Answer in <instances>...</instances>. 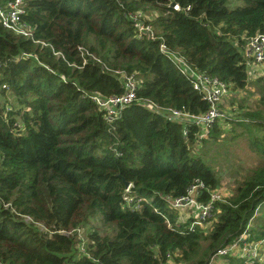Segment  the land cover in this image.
Listing matches in <instances>:
<instances>
[{
  "label": "trees",
  "instance_id": "1",
  "mask_svg": "<svg viewBox=\"0 0 264 264\" xmlns=\"http://www.w3.org/2000/svg\"><path fill=\"white\" fill-rule=\"evenodd\" d=\"M234 1L25 0L31 36L0 25V96L12 97L0 100V264H205L245 229L247 239L264 236V76L249 78L243 56L247 38L264 34V0ZM131 12L145 15L154 39L136 36ZM161 44L228 91L257 86L253 110L236 100L239 115L224 114L199 140L196 125L137 101L106 121L91 94L123 88L104 66L133 73L138 99L206 111ZM79 47L100 61L83 63ZM227 125L258 162L215 203L206 228L192 226L167 198L196 179L217 189L218 174L194 150ZM123 181L139 209L125 205ZM78 226L87 228L83 253L59 232Z\"/></svg>",
  "mask_w": 264,
  "mask_h": 264
},
{
  "label": "built area",
  "instance_id": "2",
  "mask_svg": "<svg viewBox=\"0 0 264 264\" xmlns=\"http://www.w3.org/2000/svg\"><path fill=\"white\" fill-rule=\"evenodd\" d=\"M25 0H0V25L11 30L17 35L25 37L31 36V27L22 18L24 13L23 3ZM173 8L178 9L177 5ZM144 14L141 12H131L129 17L133 27L136 30V36H145L154 39L151 26L144 22ZM160 48L169 57L172 58L178 69L186 74L190 80L192 88L198 91L208 103L206 111L194 114L185 109H177L173 107L159 106L150 99H138L136 95L137 80L133 73L127 74L121 70H110L104 66L107 71L118 75L122 83L123 92L120 94L103 97L99 93L91 94V100L96 104L103 113V118L108 122H113L121 116V111L130 103L137 101L155 112L161 113L166 118L173 119L183 124H194L199 127L200 134L198 140L207 135L208 130L213 124L220 120L224 113L221 108L222 99L228 92V85L217 77L210 76L201 72L187 63L181 56L169 51L163 44ZM83 63H86V56H90L93 60L100 61L88 51L79 47ZM244 62L246 72L249 78L256 76H264V34L257 33L245 42L243 49ZM188 134L187 128L184 127V137ZM196 148V145H195ZM206 193V199H198L202 193ZM131 184L125 189L123 201L125 205L137 210L140 208V200L133 195ZM169 206L175 210H194L197 212V218L191 220L192 226H201L207 218L212 216L215 210V203L221 200V196L217 189L207 188L203 181L196 179L189 186L186 194L177 198H167ZM258 207L255 208L254 214ZM26 220L29 218L26 217ZM248 225V224H247ZM247 228V227H246ZM84 230V228H83ZM64 235L75 237L76 245L80 252L85 251L86 239L81 228H75L70 231H59ZM248 232L243 230L232 240L218 247L212 252L205 264H264V236L260 239H247ZM168 260H172L170 257ZM175 264V263H174Z\"/></svg>",
  "mask_w": 264,
  "mask_h": 264
},
{
  "label": "rangeland",
  "instance_id": "3",
  "mask_svg": "<svg viewBox=\"0 0 264 264\" xmlns=\"http://www.w3.org/2000/svg\"><path fill=\"white\" fill-rule=\"evenodd\" d=\"M236 3L237 1L235 0L233 4ZM258 92V87L253 84H248L246 90L244 91H228L221 102L223 113L229 118L234 117L235 114L236 116H238L239 111L236 100L241 99H243L245 105L250 106V110H253V102L258 98ZM5 99H8L7 104L9 103V101H12V97L11 95H9L8 91L6 92L4 97L0 96V100ZM224 126L225 125H223V128ZM228 128L229 127L227 125L222 137H220L219 139L206 142L201 146V148L194 150V153L201 155L203 159L209 165H211L218 174L220 182L217 190L219 192V195L221 196V201H223L233 191L234 185L236 181L240 180L241 175L247 173L249 168L255 166L258 162L254 155L249 151L245 143L246 141L243 138H241L240 136L234 139L229 138V135L227 134ZM238 131L239 129H235V132ZM178 213L180 215V220L183 222L196 219L198 215L196 211L188 210L187 208L178 210ZM201 226H204V228H206L207 223L204 222ZM78 228L82 229L83 235L86 239L87 228L85 226H78Z\"/></svg>",
  "mask_w": 264,
  "mask_h": 264
},
{
  "label": "water",
  "instance_id": "4",
  "mask_svg": "<svg viewBox=\"0 0 264 264\" xmlns=\"http://www.w3.org/2000/svg\"><path fill=\"white\" fill-rule=\"evenodd\" d=\"M174 4H172V6H173ZM123 183H124V188L126 189L127 187H128V182H126V181H123Z\"/></svg>",
  "mask_w": 264,
  "mask_h": 264
},
{
  "label": "crops",
  "instance_id": "5",
  "mask_svg": "<svg viewBox=\"0 0 264 264\" xmlns=\"http://www.w3.org/2000/svg\"><path fill=\"white\" fill-rule=\"evenodd\" d=\"M196 149V148H195ZM166 264H174V261L173 260H168L167 262H166Z\"/></svg>",
  "mask_w": 264,
  "mask_h": 264
}]
</instances>
